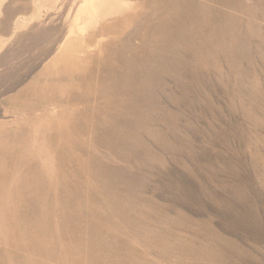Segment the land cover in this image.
I'll list each match as a JSON object with an SVG mask.
<instances>
[{"label":"rangeland","instance_id":"374dc122","mask_svg":"<svg viewBox=\"0 0 264 264\" xmlns=\"http://www.w3.org/2000/svg\"><path fill=\"white\" fill-rule=\"evenodd\" d=\"M74 4L0 0V264H264V0Z\"/></svg>","mask_w":264,"mask_h":264},{"label":"bare ground","instance_id":"6f19581e","mask_svg":"<svg viewBox=\"0 0 264 264\" xmlns=\"http://www.w3.org/2000/svg\"><path fill=\"white\" fill-rule=\"evenodd\" d=\"M69 1H71V3H75L77 7H80L81 9H78L83 11L87 16L89 15V17H93L96 15L94 0ZM75 4L73 5L74 7L71 5L72 9H70V11L72 14L77 10V7L75 8ZM80 21L82 20H79L77 14L74 13L72 21L69 22L63 19L58 23V25L48 24L41 26L37 24L31 25L28 23L23 33L24 43L27 46H31V52L37 54L38 52H42L45 57L51 55L55 56L58 53L78 52V49L84 42L85 38V26H83Z\"/></svg>","mask_w":264,"mask_h":264}]
</instances>
